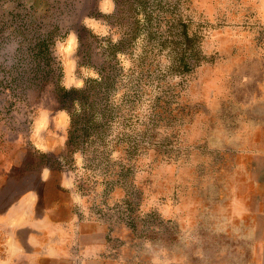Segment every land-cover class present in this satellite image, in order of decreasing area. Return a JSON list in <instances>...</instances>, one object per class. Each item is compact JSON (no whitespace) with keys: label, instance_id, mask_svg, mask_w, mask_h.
Returning a JSON list of instances; mask_svg holds the SVG:
<instances>
[{"label":"rangeland","instance_id":"1","mask_svg":"<svg viewBox=\"0 0 264 264\" xmlns=\"http://www.w3.org/2000/svg\"><path fill=\"white\" fill-rule=\"evenodd\" d=\"M101 1L0 0V213L31 189L39 212L69 200L68 171L87 233L70 264H237L264 180V0ZM58 67L75 102L50 153L31 128L61 109Z\"/></svg>","mask_w":264,"mask_h":264},{"label":"crops","instance_id":"2","mask_svg":"<svg viewBox=\"0 0 264 264\" xmlns=\"http://www.w3.org/2000/svg\"><path fill=\"white\" fill-rule=\"evenodd\" d=\"M110 4L109 0L101 1V9L108 10ZM71 69L67 62L65 80L72 75ZM68 126L65 110H40L33 121L31 139L43 152H58L66 144ZM53 174L52 168H44L41 180L50 183ZM58 184L69 200L53 201L39 212V192L31 189L0 213V264H70V259L79 257V240L87 233L85 221L77 214L80 202L72 173L61 171ZM254 199L252 213L244 220L249 232L244 234L243 229L237 234V264H264V180L255 186ZM61 209H65L63 217L58 216Z\"/></svg>","mask_w":264,"mask_h":264},{"label":"trees","instance_id":"3","mask_svg":"<svg viewBox=\"0 0 264 264\" xmlns=\"http://www.w3.org/2000/svg\"><path fill=\"white\" fill-rule=\"evenodd\" d=\"M42 46H44L43 52L45 53V51L47 50V45L46 46L42 45ZM50 53L51 52H49V49H48V52L46 53V58H47L46 64L49 66L51 64V59H52L51 56H49ZM51 70H54V67L48 69V71L45 73V75L48 74L49 72H51ZM61 73H62V70H61V68H59V74L56 76V78H55V76L54 77L52 76L51 80L44 78V83L49 84V87L51 88L49 91V93L51 95H48L49 98H51L50 99L51 104H54L58 108H61V109H68L69 108L68 102H71L72 104L75 102V99L72 97V93H74L76 91V89H73V88L70 89V88H66V87L61 86V84H60ZM41 87L38 89L39 91L43 90Z\"/></svg>","mask_w":264,"mask_h":264}]
</instances>
